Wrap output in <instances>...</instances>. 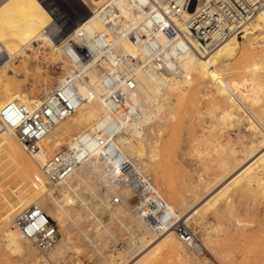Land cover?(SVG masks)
I'll list each match as a JSON object with an SVG mask.
<instances>
[{
	"label": "bare ground",
	"instance_id": "6f19581e",
	"mask_svg": "<svg viewBox=\"0 0 264 264\" xmlns=\"http://www.w3.org/2000/svg\"><path fill=\"white\" fill-rule=\"evenodd\" d=\"M70 1L76 4L69 7L72 10L82 4H97L103 0ZM114 2L124 16L136 15L132 12L129 0ZM189 13L190 10L183 15L188 16ZM87 18L84 27L88 34L103 29L99 18L90 13ZM51 19L41 0H0V52L9 55V60L0 65V108L11 100H18L29 106L39 104L63 80L64 75H58L55 84L51 85L49 79H46V84L42 83V92L36 94L34 88L37 86L38 68L35 67L34 81L28 87L29 60L32 57L36 59L37 54L60 58L65 73L73 74L77 69L85 76L83 80L77 79V92L85 97L89 92L95 95L84 99L70 116L59 121L39 141V149L35 152L28 151L18 141L15 132L0 122V176L4 179L6 175L13 173L19 180L13 191L5 192L0 198V242L4 246L0 249V259L14 260L17 264H62L64 254L72 251L82 253L85 244L92 251L87 254L98 255L100 264L101 261L103 264H154L158 254H169L184 260L190 258L195 262L203 260L207 263L206 257H199L197 253L201 248L206 249L207 230L215 226L203 223L204 219L200 217L197 225L201 231H205L198 238L196 232L188 227L192 215L200 208H211L213 211L210 209L208 215L211 213L210 217L219 219L233 208L232 198L235 194L241 193L254 182H259L264 175V109L255 111L245 103L248 101L252 105L259 101L264 81L259 80L257 73L246 77L245 69L238 72L241 74V83L229 75L231 68L241 65L254 55H257L258 60H253L252 64H262L264 67V4L241 25V35L232 34L209 49L201 48L195 43L196 50L182 54L170 51L168 70H157L143 55L141 48L127 38L110 39L116 48L141 59V65L134 70L136 84L129 93L127 106L117 111H112L102 98L104 89L100 85L99 70L93 66L73 64L58 42L51 40L43 32L51 24ZM155 39L160 44L166 43L165 37L159 33ZM46 47L50 49L48 54ZM103 66L107 67L106 64ZM206 76L212 77L216 88L211 93L215 107L220 108L221 102L217 94L224 100L237 103L239 107L235 112L232 105L227 107L224 101L221 102L225 117H215L208 134L213 137L214 129L220 126L228 129L229 136L232 133L238 136L244 126L241 127V124L246 123L245 132L249 135H243L247 138L246 142L239 137V147L234 143L224 155L216 152L212 159L217 163L216 171L199 187L190 186L189 193H185L184 190H176L167 184L162 194L150 173L151 167L155 165L153 160H157L160 133L170 120H176L174 111H177L178 106L194 101V95L203 85L202 79ZM40 94L41 99L38 98ZM107 128L113 129L114 135L107 134ZM76 139L82 141L81 148L86 155L76 163L66 178L52 180L45 171L46 161L65 147H72ZM202 139L208 141L207 137ZM221 148V144L219 147H212L215 151ZM204 153L207 156L211 154L206 148ZM3 158L12 162L9 169L2 164ZM125 159H129L133 167L129 173L123 174L119 171L118 164ZM4 185L1 183L0 188ZM217 186L212 195L198 207H193ZM81 188L92 190L89 191L90 194L93 193L91 201L80 195ZM105 191L124 194L138 192L141 197L153 201L156 198L164 200L174 221L183 224L193 234L194 240L190 244L182 242L172 227L162 230L150 228L140 214L138 201L130 200L120 208L116 205L113 208ZM74 199H78L79 207L68 208L67 202ZM32 205L41 208L51 221H55V226L59 227L55 242L42 250L23 236L14 221L18 212ZM203 212L201 210V214ZM112 215L120 217L121 220H118L122 223L121 229L124 227L128 236L123 249L116 248L109 252L110 240L118 238L115 234L117 229L112 228V223L115 222ZM233 221L237 225L243 224L238 217ZM70 224L77 228H74L73 233L76 232L77 238L84 243H77ZM103 250L106 252L103 253ZM7 251L14 255L13 259L8 257Z\"/></svg>",
	"mask_w": 264,
	"mask_h": 264
},
{
	"label": "built area",
	"instance_id": "2783aa9c",
	"mask_svg": "<svg viewBox=\"0 0 264 264\" xmlns=\"http://www.w3.org/2000/svg\"><path fill=\"white\" fill-rule=\"evenodd\" d=\"M132 12L126 17L114 0L97 4H82L68 12L53 0H41L51 15V24L44 28L51 40L60 45L68 59L77 66H93L99 70L102 98L112 111L126 108L129 93L135 88L134 70L141 59L116 48L110 39L127 38L141 48L146 59L159 70H168V53L182 54L201 48H212L224 38L242 34V24L263 4L264 0H129ZM190 10L188 16L184 12ZM101 20L103 29L88 34L85 30L87 15ZM165 37L166 43L156 41V34ZM9 60L6 52H0V65ZM106 64L107 67L103 66ZM60 67V66H59ZM63 80L39 104L29 106L18 100L6 102L0 108V122L12 129L17 139L30 152L39 149V141L62 119L70 116L79 104L95 93L82 96L77 92V79L85 76L77 69L73 74L63 73ZM105 132L114 135L107 128ZM82 141L76 139L72 147H65L48 158L45 171L54 180L66 178L76 163L86 155ZM119 171L132 170L129 159L122 160ZM140 214L153 230L172 227L178 238L190 244L193 234L169 214L164 200L154 201L141 197L138 201ZM15 224L23 236L39 250L55 242L58 230L41 208L32 205L15 216ZM87 264V263H81Z\"/></svg>",
	"mask_w": 264,
	"mask_h": 264
},
{
	"label": "rangeland",
	"instance_id": "374dc122",
	"mask_svg": "<svg viewBox=\"0 0 264 264\" xmlns=\"http://www.w3.org/2000/svg\"><path fill=\"white\" fill-rule=\"evenodd\" d=\"M53 2L61 9H66L68 12H70L71 10V8H69L70 6L72 5L76 6V4L72 3L70 0H53ZM45 50H46V54H48L50 51L48 47H46ZM47 56L48 57L46 56L44 57V55L42 54H37L36 59H34V57H32V59L29 58L31 59L29 60V62L31 63L29 64L30 71L28 72L29 74L27 79V86L30 87L31 82L34 81L33 78H35L34 77L35 67H37L38 79H36L37 86L34 88V92L36 94L42 92L41 87L46 84L47 82L45 81L46 79H49L50 84L53 85L55 84L56 81L55 78L58 77V75L59 76L62 75L61 74L62 60L60 58H59L60 60L58 58H54V59L53 57L50 58L49 54ZM50 59H52L53 62ZM253 60H258L257 55H254L253 57L249 58L241 65L236 66L235 68H231L229 75L231 74L237 82L241 83L242 82V79L240 77L241 74H238V72L245 69L247 74L246 77L248 76L250 77V75H253V73H257L259 80L264 81V67H262V64H258L257 66H254L252 64ZM202 80L204 83L202 86H200L196 95H194V101L189 103L186 102L184 105L178 106L177 111L176 110L174 111V113L176 112L175 114L177 121L175 119L170 120L167 127L163 129L160 133L161 140H160V145L158 146V156H156L157 160H153V162H155V165L151 167L150 173L154 177L153 178L154 183L159 185L162 194H164L163 191L165 190L167 184L173 186L176 190L179 191L184 190L183 192L186 191L187 193H189L190 186L199 187L200 184L210 179L212 177L213 172L216 171L217 163L214 160H212L216 155V152L220 153L221 155L222 154L224 155V153L227 152L228 147L234 145V143H236L235 145L239 147V142H238L239 137L242 138L244 142H246L245 139L247 138L246 136L243 135L245 133L249 135V133L245 132L246 123L241 124V127L243 125L245 127L243 126L241 130V134H239L238 136H236L235 133H232L229 136L228 129L221 128L220 126H217L216 130L214 129L213 137H211L208 134V129H210V126L212 125V123H214L213 119L219 116L225 117V115L223 116V111H222L223 110L222 108L224 106L223 103L221 104V102L224 101L227 107L232 105L235 108L234 110L235 112H237L239 107L237 103L235 104L231 100H226V99L224 100L223 97H221L218 94L216 96L218 100L221 99L219 105L220 108L215 107L216 103L213 101L211 96V93L216 91L215 85L213 84V79L211 76H206ZM259 95L261 96L259 101L255 102L252 105L248 101H245V103L247 102L251 106V108L254 109L255 111L264 109V90L260 92ZM38 98L40 99L42 98L41 94L38 95ZM205 137L208 138V141H204L202 139ZM220 144L223 147L221 148V150H219L220 152L212 149L213 146H215L216 148V146L219 147ZM205 148L207 150H210L211 153L209 154L210 156L209 155L207 156L204 153ZM221 151L224 152L222 153ZM1 162L2 164H4L5 167H8V169L12 166L11 165L12 162H10V160L6 158H3ZM17 179L18 176L15 177L13 173H9L8 175H6L4 179L2 176H0V180L3 181V182L0 181V184L1 183L2 185L3 183L5 184L3 188L2 187L0 188L1 189L0 198L5 194V192L8 193L14 190V185L17 184L19 181ZM20 184H24V182H20ZM249 187L244 188V190H242L243 192L241 191V193L240 192L238 193L239 195L235 194L233 196L232 200L234 201L233 204L234 206L233 208H231L229 212L230 214L227 212L228 215L225 213L223 216H220L219 219L217 217L216 220L215 217H210L211 213L210 215H208L209 214L208 211L211 208L210 209L200 208L202 212L204 211L202 214L204 213L206 214L205 216L201 214L200 209L196 210L195 213L192 215L191 224L188 227L189 229L194 230L196 232V236L198 238H200L201 237L200 234L205 231L204 229L201 231V229H199L200 226L197 225L198 219L200 217L204 219L203 223H208L210 225L213 224L212 226H215V228H209L207 230L208 234L205 236L207 239L206 249L201 248V250L197 253L199 257L205 256L207 259V263L203 262V260H199L195 262L190 258L189 259L186 258L184 260V259L176 258L172 255L170 256L169 254L168 255L165 254L166 256L165 255L163 256L162 254L160 255L158 254L156 256V259L155 257L152 259V260L154 259L156 260L154 264H264V191H263L264 175L262 176L259 182H254ZM217 188L218 186L215 187V189L213 188L210 192H208L209 195L207 194V196H204L201 200L198 201L199 203L196 202V204H194L193 207L194 208L198 207V205H200V203H202L206 198H208L210 194L212 195V193ZM89 191L91 192L92 190H89L88 188L85 189L81 188L79 193L82 197L84 196V198H86L87 201H91L93 193L90 194ZM107 192L108 191H105V194L107 197H109L108 199L110 203L113 205V208H116V206L121 207L122 204L124 203L126 204L130 200L139 201L141 197L138 192L137 193L130 192L127 194H124L121 191H120L121 193H119V191L110 192V193ZM122 194L125 196V198L127 197L129 200L123 198ZM111 196H113V199ZM120 201H122V203ZM0 203H1V199H0ZM66 206L70 209L72 208V206L73 208H77L79 207V201L78 199H74L73 201L67 202ZM212 211L213 210L211 209V212ZM112 216H113L112 219L115 220L114 224L112 223V228L117 229V230L115 229L116 231L115 230L114 231L116 237L118 238L115 241L110 240L111 241L109 245L110 247H108L107 250L109 252H112L113 249L116 248L123 249L127 244V236H128L127 230L124 227L123 229H121L122 223L121 221H119L121 220L120 217L116 215L115 217L114 215ZM236 217L240 218L243 224L241 225L234 224L233 220ZM53 222L55 223V221ZM68 222L70 223L71 219H68ZM72 225L73 224H70L71 230L73 229L72 230L73 233V231H75L74 228L76 227L73 228L74 225L73 226ZM56 226L58 229L59 228L58 225ZM89 232L91 233L92 230H89ZM75 234H76L75 237L77 238L76 232L73 233V237ZM76 238H74V240ZM79 239L80 238L76 239V241H78L77 242L78 244L84 243L82 239L80 240ZM199 241H201V239L196 240V243H198ZM2 245L3 244L0 242L1 250L4 248V246ZM83 247L82 249L84 251L82 253H76L72 251L70 253L64 254L62 257V264H81L84 262L87 264H100L99 262L100 260L97 259L98 255L93 254V256L92 255L89 256V254L87 253L90 251V248L88 246L85 247V244L83 245ZM90 252L92 253V251ZM102 252L104 253L106 252V250H103ZM7 254L9 258L11 259L14 258V255L12 253L7 251ZM103 263L104 262L101 261V264ZM0 264H17V263L14 260L7 261L4 259L3 260L0 259Z\"/></svg>",
	"mask_w": 264,
	"mask_h": 264
}]
</instances>
